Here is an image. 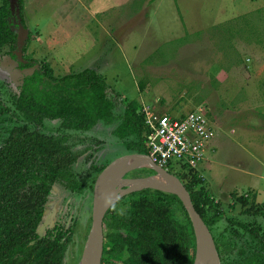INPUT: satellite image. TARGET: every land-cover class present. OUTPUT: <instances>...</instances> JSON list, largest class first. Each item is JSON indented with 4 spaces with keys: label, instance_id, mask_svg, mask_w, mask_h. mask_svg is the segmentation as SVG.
<instances>
[{
    "label": "rangeland",
    "instance_id": "1",
    "mask_svg": "<svg viewBox=\"0 0 264 264\" xmlns=\"http://www.w3.org/2000/svg\"><path fill=\"white\" fill-rule=\"evenodd\" d=\"M24 14L32 33L26 54L46 62L54 75L100 66L120 94L117 114L124 97L137 99L153 117L203 106L217 123L214 148L207 147L197 166L175 163L168 170L202 177L213 198L212 211L222 215L214 224L216 234L227 216H257L264 227V0H24ZM8 49H0V55ZM14 74L9 79L0 71V105L10 108L0 114V141L11 116L16 118L13 95L20 76ZM117 122L99 121L86 131L67 129L80 155L74 164L80 177L91 172V152L97 164L129 153L124 139L112 132ZM59 123L46 119L41 129L66 133ZM94 140L99 141L94 149H87ZM129 168L124 179L150 170ZM92 194L93 187L78 192L57 183L49 196L38 231L74 221L67 264L81 260Z\"/></svg>",
    "mask_w": 264,
    "mask_h": 264
},
{
    "label": "trees",
    "instance_id": "2",
    "mask_svg": "<svg viewBox=\"0 0 264 264\" xmlns=\"http://www.w3.org/2000/svg\"><path fill=\"white\" fill-rule=\"evenodd\" d=\"M17 2L28 27L24 0ZM14 16L8 0H1L0 49L8 46L6 52L16 57ZM31 36L30 32L24 48V57L30 62L19 65L18 60V68L28 72L13 95L16 118L11 116L0 141V264H67L74 221L56 222L42 234L38 230L53 186L61 182L67 189L83 192L87 177L80 180L73 171L80 155L72 148L71 133L43 132L44 120L57 119L62 129L78 131L89 130L99 121L110 124L117 120L112 132L142 154H149L148 132L137 99L122 98L123 109L117 114L120 94L96 67L54 75L50 65L26 54ZM3 111L10 112V108L0 105V114ZM105 165L92 163L97 173ZM182 170L178 176L211 230L222 264H264V238L256 220L227 216L225 227L216 234L214 224L222 219L220 210L212 211L213 198L201 183L202 177ZM103 235L102 264H193L195 258V235L186 209L178 195L159 189L131 191L110 204Z\"/></svg>",
    "mask_w": 264,
    "mask_h": 264
},
{
    "label": "water",
    "instance_id": "3",
    "mask_svg": "<svg viewBox=\"0 0 264 264\" xmlns=\"http://www.w3.org/2000/svg\"><path fill=\"white\" fill-rule=\"evenodd\" d=\"M8 2L11 13L15 14L13 20L16 25H14L13 28L17 31V48L14 50L16 57H13L11 54L6 55V57L12 62L13 67L18 64L19 59H21V61L24 60V48L30 36V30L23 24L21 15L19 14L17 0H8ZM1 67L2 71L6 70L4 66ZM15 70L16 72L8 71L11 72V75L15 73V77L19 75L20 79L18 80V83L21 84L24 74L27 73L28 70H20L18 68H15ZM122 165H130L133 166V168L147 167L154 170V174L145 177L159 175L171 187V190L166 192L178 195L190 217L194 230L195 258L193 264H206L207 258L211 259L212 264H222L221 255L217 250L213 234L199 212L196 210L191 200V193L181 178L163 166L158 165L149 155L134 152L126 153L111 160L100 171L95 180L92 194L91 224L83 246L80 262L83 264H102L104 238L103 219L109 205L127 192L138 191L144 188H153L144 187L141 189H132L127 185L126 188H122L123 192L120 193V195H118L113 201L107 203L106 194H108L112 177L116 169Z\"/></svg>",
    "mask_w": 264,
    "mask_h": 264
},
{
    "label": "built area",
    "instance_id": "4",
    "mask_svg": "<svg viewBox=\"0 0 264 264\" xmlns=\"http://www.w3.org/2000/svg\"><path fill=\"white\" fill-rule=\"evenodd\" d=\"M147 128L146 146L149 156L158 165L169 169L175 163L197 166L206 157L207 147L214 148L217 131L215 119L203 106L194 107L184 114H161L153 117L144 110Z\"/></svg>",
    "mask_w": 264,
    "mask_h": 264
},
{
    "label": "bare ground",
    "instance_id": "5",
    "mask_svg": "<svg viewBox=\"0 0 264 264\" xmlns=\"http://www.w3.org/2000/svg\"><path fill=\"white\" fill-rule=\"evenodd\" d=\"M130 165L119 166L110 183L108 194H106L107 203L113 201L120 193L123 192V184L128 185L132 189H141L144 187L159 188L161 190L170 191L171 187L159 176L152 177H139L135 179H124V174L128 170ZM130 169V168H129ZM79 264H83L80 262ZM206 264H212L211 259L207 258Z\"/></svg>",
    "mask_w": 264,
    "mask_h": 264
},
{
    "label": "flooded vegetation",
    "instance_id": "6",
    "mask_svg": "<svg viewBox=\"0 0 264 264\" xmlns=\"http://www.w3.org/2000/svg\"><path fill=\"white\" fill-rule=\"evenodd\" d=\"M15 49H16V48H15ZM15 49H14V50H15ZM7 54H8V53H7L6 51H4V52L1 53V55H0V56H1V57H0V63H2V62H5V63H6V62H7V64H4V63H3V64H4V65H7L6 68H8V66H9V71H13V70H15V68H18L21 62H23V63H25V64L30 62L28 59H26V58L24 57V60H23V61H21V59H19V65L16 64L15 66L12 67V63H11L10 61H8V59H7V57H6ZM15 56H16V55H15ZM8 64H9V65H8ZM18 69H19V68H18ZM6 78H7V77H6ZM1 80H2V79L0 78V81H1ZM6 80H7V79H6ZM10 81H11V80H10ZM18 85H20V84L18 83ZM93 142H97V141H95V140L92 141L91 144L88 145V146H90V148H87V149H89V150L94 149L95 144H93ZM129 152H132V150H131L130 148H129ZM89 155L93 158V159H92V160H93L92 163H93V162L96 163V162H97V159L95 158L96 156H95L92 152H91ZM78 160H79V159H78ZM109 162H110V161H109ZM109 162H107V163L103 162V163H98V164H106V165H107ZM106 165H105V166H106ZM90 169H91V172H89L88 174L85 175V176L87 177V178H85V179H86V185H87V186L85 187L84 191H85L87 188H89V187H90V188L93 187V190H94L95 180H96L98 174L100 173V172H98L97 175H95V177H93V175H94L93 172L96 173V171H95L96 169L92 167V164L90 165ZM150 170H151V169H150ZM150 170H146V171H145V170H141L142 173L136 175V177H137V178H139V176H140V177H145V176H149V175H152V174L155 173V172H153V173L150 172ZM73 171H74V167H73ZM149 172H150V173H149ZM75 174L77 175L78 179H80V180H83V179H84V176H81V177H80V175H79L78 173H75ZM126 179H127V178H126ZM59 183H61V182H59ZM90 183H91V184H90ZM56 184H57V183H56ZM62 184H63V183H62ZM67 184H68V183H67ZM53 188H54V186H53ZM122 188H123V187H122ZM141 190H142V189H141ZM52 191H53V189H52ZM84 191H83V192H84ZM130 192H131V191H130ZM127 193H128V192H127ZM50 194H51V192H50ZM50 194H49V196H50ZM125 194H126V193H125ZM125 194H123V195H125ZM123 195H121V196H123ZM49 196H48V199H49ZM121 196H120V197H121ZM118 198H119V197H118ZM118 198H117V199H118ZM117 199H116V200H117ZM116 200H115V201H116ZM47 202H48V201H47ZM112 203H113V202H112ZM112 203H111V204H112ZM109 206H110V205H109ZM46 208H47V203H46ZM107 209H108V208H107ZM106 211H107V210H106ZM45 213H46V210H45ZM105 214H106V213H105ZM44 216H45V215H44ZM44 216H43V220H44ZM260 216L262 217V219H263V221H264V217H263L261 214H260ZM70 220H71V219H70ZM70 220H68V222H69ZM255 220H256L257 224H259V228H258V229H259V233H260L261 237L264 238V227H262L261 224H260V222H259V221H261V219L259 220V219L257 218V216H256ZM68 222H65V221H59V223H66V224H67ZM42 223H43V221H42ZM55 223H56V222H55ZM55 223H54V224H55ZM51 226H52V225H51ZM46 227H48V226H46Z\"/></svg>",
    "mask_w": 264,
    "mask_h": 264
},
{
    "label": "crops",
    "instance_id": "7",
    "mask_svg": "<svg viewBox=\"0 0 264 264\" xmlns=\"http://www.w3.org/2000/svg\"><path fill=\"white\" fill-rule=\"evenodd\" d=\"M1 57V56H0ZM8 59V58H7ZM8 61H10L9 59H8ZM7 64V62L5 63V62H2V63H0V71H2V67L1 66H4L5 68H6V66L7 65H4V64ZM9 65V64H8ZM93 67H96L97 69H99V67L100 66H98V65H95V66H93ZM9 70V66H8V68H6V70H4L3 72L5 73V76L6 77H8L9 79H11V72H9L8 71ZM80 70V69H79ZM72 72V71H71ZM0 78H1V76H0ZM67 131V130H66ZM68 132V131H67ZM66 132V133H67ZM69 133V132H68ZM243 169H247L248 171H250V172H255L256 174H257V177H258V173L259 172H256V171H254V170H252V168H245V167H242ZM261 175H259V177H258V180H260L262 177H260Z\"/></svg>",
    "mask_w": 264,
    "mask_h": 264
},
{
    "label": "clouds",
    "instance_id": "8",
    "mask_svg": "<svg viewBox=\"0 0 264 264\" xmlns=\"http://www.w3.org/2000/svg\"><path fill=\"white\" fill-rule=\"evenodd\" d=\"M113 207H114V205H113ZM121 211H123V210H121Z\"/></svg>",
    "mask_w": 264,
    "mask_h": 264
}]
</instances>
